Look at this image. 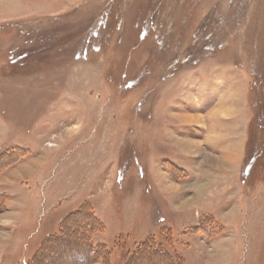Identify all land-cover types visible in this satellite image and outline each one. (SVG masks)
<instances>
[{
  "label": "rangeland",
  "instance_id": "374dc122",
  "mask_svg": "<svg viewBox=\"0 0 264 264\" xmlns=\"http://www.w3.org/2000/svg\"><path fill=\"white\" fill-rule=\"evenodd\" d=\"M0 264H264V0H0Z\"/></svg>",
  "mask_w": 264,
  "mask_h": 264
},
{
  "label": "trees",
  "instance_id": "16d2710c",
  "mask_svg": "<svg viewBox=\"0 0 264 264\" xmlns=\"http://www.w3.org/2000/svg\"><path fill=\"white\" fill-rule=\"evenodd\" d=\"M149 248H147V249H144V251H146V250H148ZM86 253L85 254H87L88 253V251H85ZM142 252H143V248H142ZM80 253V252H79ZM89 254V253H88ZM87 254V256H85V258H83V259H77V261H80V260H84V261H87V263H89V261H91L90 259H91V255L89 256ZM141 256H145V254L143 253V255H141Z\"/></svg>",
  "mask_w": 264,
  "mask_h": 264
}]
</instances>
